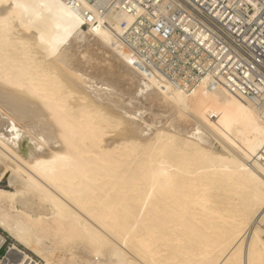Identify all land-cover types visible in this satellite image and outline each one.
<instances>
[{
	"label": "bare ground",
	"instance_id": "bare-ground-1",
	"mask_svg": "<svg viewBox=\"0 0 264 264\" xmlns=\"http://www.w3.org/2000/svg\"><path fill=\"white\" fill-rule=\"evenodd\" d=\"M58 1L0 0V264L35 263L17 243L44 264H264V105L185 92ZM93 45L134 91L81 69Z\"/></svg>",
	"mask_w": 264,
	"mask_h": 264
},
{
	"label": "built area",
	"instance_id": "built-area-1",
	"mask_svg": "<svg viewBox=\"0 0 264 264\" xmlns=\"http://www.w3.org/2000/svg\"><path fill=\"white\" fill-rule=\"evenodd\" d=\"M68 1L95 25L118 22L126 46L185 92L207 81L264 105V0ZM9 254L6 235L0 262Z\"/></svg>",
	"mask_w": 264,
	"mask_h": 264
},
{
	"label": "rangeland",
	"instance_id": "rangeland-1",
	"mask_svg": "<svg viewBox=\"0 0 264 264\" xmlns=\"http://www.w3.org/2000/svg\"><path fill=\"white\" fill-rule=\"evenodd\" d=\"M58 1V0H57ZM59 2V1H58ZM65 10V9H64ZM66 11V10H65ZM96 46V47H94ZM93 47V48H92ZM92 47L89 48V51L87 53V55H89L88 57L90 58L89 62L87 63H83V66H81V69L85 70L87 69L88 73H91V75L99 77V78H104V81L109 80L108 82L110 83H114V79L112 78L111 75H113V77L116 76L117 82L119 83H114V85L118 86L122 91L129 93L134 91V89L136 88V81H133L132 79H130V77L127 74V72L125 71V69L122 67L121 63L119 62V60L114 57L113 55L109 54L107 52V54H105V52H103L102 50L97 49V45H93ZM78 54H76V57ZM110 56V57H109ZM96 58V59H95ZM82 59V58H81ZM104 61V62H102ZM117 62V63H115ZM89 63H90V67H89ZM92 63V64H91ZM109 63V65H108ZM120 63V64H119ZM111 64V65H110ZM120 65V66H119ZM105 68V70L102 68ZM110 66V67H109ZM83 67V68H82ZM101 67V69H100ZM89 68V69H88ZM99 68V69H98ZM104 70V71H103ZM112 70V71H110ZM116 70V71H115ZM99 71V72H98ZM103 71V72H102ZM114 71V72H113ZM102 72V73H101ZM109 73L108 75L106 73ZM99 73V74H98ZM117 73V75H116ZM101 74V77H100ZM98 75V76H97ZM107 75V77H106ZM110 75V76H109ZM119 75V76H118ZM118 76V77H117ZM127 76V77H126ZM111 77V78H110ZM109 78V79H107ZM127 78V79H126ZM118 84V85H117ZM151 98V99H149ZM147 99L148 103H150L152 99V97H149ZM146 101V102H147ZM151 104V103H150ZM149 104V105H150ZM161 108H164L163 106ZM157 109V108H156ZM148 115V114H147ZM177 119H179L178 121H182L181 123L184 122V119L180 118L177 116ZM6 184H8L7 179H4V183L2 185V188L4 189H8L6 187ZM4 232V231H2ZM5 233V232H4ZM7 236L8 234L5 233ZM8 242H9V247L10 245L14 242L9 236H8ZM18 247L21 248L22 250L26 251L29 255L32 256L33 260L35 261V263L33 264H44V259L41 256H38L36 254H34L32 251L26 249L23 245L18 244ZM78 249H77V253H78ZM58 252V254H57ZM61 252V251H60ZM59 250L55 251L54 256L60 255L62 254V252L60 253ZM81 261L80 257H77V264H79Z\"/></svg>",
	"mask_w": 264,
	"mask_h": 264
}]
</instances>
